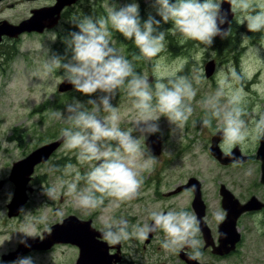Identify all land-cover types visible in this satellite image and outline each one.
<instances>
[{"label": "rangeland", "instance_id": "obj_1", "mask_svg": "<svg viewBox=\"0 0 264 264\" xmlns=\"http://www.w3.org/2000/svg\"><path fill=\"white\" fill-rule=\"evenodd\" d=\"M132 2L139 4L142 21L147 20L150 15L161 20L159 31L166 32L164 49L156 57L146 59L133 40L126 39L109 24L112 46L120 55L131 61L135 71L145 76L151 84L155 83L157 77L166 83L170 77L185 76L191 81L196 95L191 101L193 113L182 127L170 123L162 116L157 122L160 131L145 135V138L141 139L144 155L137 159V165L143 184L138 199L125 203H136V206L140 207L145 195L149 194L147 199H150L154 196L153 192L165 190L189 177H195L204 183L206 200L215 215L218 213V201H215V197L219 184L230 181L237 185L243 177L254 176L259 171V166L250 163L226 167L214 160L209 152L210 137L221 131L223 125L211 117L210 111L203 107L202 101L214 96L221 88L229 94L242 90L241 107L246 112L243 119L249 126L264 114V31L249 32L246 24L240 23L242 13L237 11L233 20L236 24L234 30L226 38L215 37L213 45L207 49L197 41L185 40L179 33L173 35L167 31L172 25L164 24L162 18L156 14L155 0H103L102 9L97 13H91L89 10L85 13L78 8L71 12L68 34L76 27L75 21L85 16L106 19L110 8H118ZM96 3L97 1L90 2L94 7ZM77 31L78 28L74 32ZM225 41L226 46L219 49L216 43L222 44ZM228 44L232 45L231 51ZM71 56L67 42L62 47L56 46L55 35H26L18 42L11 60L0 69V181L4 182L0 194V254L15 248L25 236L21 231L32 235L26 237L36 238L69 214L84 219L95 218L96 223L102 227V216L111 220L115 219L116 213L125 218L124 203L104 213L101 209L78 207L71 196L65 195L66 187H61V182L73 181L77 172L83 176L99 161L81 162L78 159V150L67 149L64 142L47 162L36 167L28 184V187L33 188V192H28V202L20 214L10 217L11 219L7 215L6 206L14 196V184L8 181L14 163L25 159L38 148L59 140L62 138V130L70 127L67 122L55 118L53 113L59 110L67 115L66 106L74 99L86 103L87 100L102 95L97 92L92 97L85 96L74 87L68 92H59V86L66 79L63 69L53 66L49 70L45 65L54 57L67 63ZM211 61L215 62V71L212 76L207 77L205 67ZM132 101L133 98L129 97L125 88L118 90L112 100L113 106L119 108L121 130L131 129L138 119ZM220 103L226 104V97L221 98ZM86 107L91 109L90 105ZM99 115L104 117L107 113L100 112ZM206 117L211 119V127L202 126L201 121ZM133 135L139 138L141 133L137 131ZM150 136L161 137V156L147 149L145 142ZM258 140H248L239 146L248 152L256 146ZM68 165L72 167L66 175L65 169ZM160 171L159 174L164 180L159 186L145 184L150 175L155 176ZM84 186L83 180L78 182V188ZM49 188L54 189L52 198L45 193V189ZM187 199L189 196L184 194L179 197L178 202L184 204ZM108 204L106 199L104 207ZM156 206L157 204L149 203L147 209L156 210ZM58 212H62V215H58ZM134 245L132 242L127 244L126 241V253H131L130 248ZM247 245L251 248L246 250L245 255L234 256L214 264H264V238H258L257 241L256 238H249ZM30 257L33 258L34 264H56L55 260L59 257L63 260L66 258L67 263L73 264L76 253L71 248H62L53 254H34ZM157 257H161V262L165 264H182L176 256V251H165L158 241L150 247L149 258L141 262L159 264L160 262H156ZM202 259L207 260L206 256Z\"/></svg>", "mask_w": 264, "mask_h": 264}, {"label": "clouds", "instance_id": "obj_2", "mask_svg": "<svg viewBox=\"0 0 264 264\" xmlns=\"http://www.w3.org/2000/svg\"><path fill=\"white\" fill-rule=\"evenodd\" d=\"M225 2L231 6L233 15L237 11L242 13L240 23L246 24L249 32L264 31V0H155L154 7L164 24L171 23L172 27L167 31L173 35L179 33L185 40L197 41L209 49L215 37L225 36L230 31V28L225 30L221 27L229 23L227 13L222 11ZM74 24L79 31L70 33L67 41L72 52L70 61L65 63L61 58L54 57L45 67L49 70L53 66L62 68L66 81L85 96L92 97L97 92L102 95L86 103L74 99L66 106L67 115L59 110L53 115L70 125L61 132L65 147L78 150L81 162L99 163L83 176L77 172L73 181H62L60 186L66 187L65 195L71 196L78 207L101 209L107 213L122 203L138 198L143 184L137 165V159L144 155L141 139L160 131L157 122L162 116L182 127L193 113L191 101L196 90L185 76L170 77L166 83L157 77L151 84L135 71L131 61L112 46L109 24L126 39L133 40L146 59L156 57L164 49L166 32L159 31L161 20L150 15L142 21L139 4L132 2L113 7L108 10L106 19L85 16ZM122 88L133 98V107L138 114V119L128 130L119 127V108L112 104ZM225 97L227 103L222 105L220 100ZM242 100V90L229 94L221 88L214 96L202 101L211 117L223 125L221 147L229 149L226 155H231L233 145L264 138V114L252 121L250 127L243 119L246 112L241 107ZM86 105H90L91 109ZM100 112L107 115L101 117ZM211 122L206 117L201 124L211 127ZM137 131L141 133L139 138L133 135ZM240 162L238 158L233 160L234 164ZM71 167L66 166V175ZM81 180L85 186L78 188ZM53 192L54 189H45L50 198ZM106 199L109 204L104 207ZM57 214L62 215V212ZM148 215L152 224L137 222L130 225L123 217L108 220L102 216L105 228L103 238L115 245L132 238L144 241L150 233L162 230L164 239L161 246L165 251L189 248L193 250L190 259L201 257V240L198 239L201 229L196 215L184 209H172L167 213L149 209ZM215 219L222 222L225 215L216 213ZM20 233L32 236L25 231ZM12 264H34V260L30 256L18 257Z\"/></svg>", "mask_w": 264, "mask_h": 264}, {"label": "flooded vegetation", "instance_id": "obj_3", "mask_svg": "<svg viewBox=\"0 0 264 264\" xmlns=\"http://www.w3.org/2000/svg\"><path fill=\"white\" fill-rule=\"evenodd\" d=\"M69 1L70 0H0V69H2L7 64V62L11 60L13 54L15 53L17 44L23 36H43L52 34L56 37V46H64L69 37L68 32L70 27L71 12L78 8L83 10L85 13H87V10L91 11V13H97L102 9L101 2H103V0H78L74 5L70 6ZM91 1H97L95 7L90 4ZM86 5L89 6L85 8ZM18 8L19 10H17ZM234 18L235 15L230 23V31L226 36H228L236 26L235 22H233ZM33 19H35V21L31 23L29 31L19 30V27H21L24 22H29ZM40 28L43 29L42 32L39 31ZM116 32L118 31L116 30ZM226 36L223 38H226ZM226 42L227 41L222 44L216 43L217 47L219 49L224 48V46L227 44ZM214 135L210 137V147L212 145ZM260 141L261 138L258 140L256 146L253 147V149H249L248 152L239 145H235L230 149L231 153L235 149H239L240 155L238 158L241 162L238 164L230 163L228 165H224L220 163V161L212 154H210L215 161L226 167L246 165L250 163H255L259 166V171H257L254 176L243 177L241 182L237 185L230 181L226 183L221 182L219 184L215 201H218V213H223L225 215V219L222 222H218L215 219V215L210 210V205L206 200L204 183L202 180H199L195 177H189L187 180L174 184L172 187L165 190L163 189L161 191L153 192L154 196L150 199H147L149 194L145 195L142 198L143 203L140 207H137L136 203H130L129 205L128 203H124L123 208L125 209L124 211H126L125 219L129 221L130 225L136 224L137 222H140L141 224L145 222L152 224L153 221L149 218L147 209L149 203L157 204L156 210L163 211L165 213L172 209H184L196 215L200 222L199 226L201 231L199 233L198 239L201 240V247L199 250L202 255L198 260L195 261L201 264H214V262L224 261L234 256L242 254L245 255L247 253L246 250L251 248L250 245H247V240L249 238H256V241L258 238H264V181L262 176L263 162L257 157ZM222 143V140L218 143L219 147L224 153H226V151H229V149L222 148ZM145 145L147 147L146 142ZM147 149L149 150L148 147ZM161 155L162 154L160 153L158 156ZM235 158H237V155ZM159 173H161V171L155 176L150 175L148 180L146 182L144 181L145 184L148 186L153 184L159 186L164 180ZM223 189L227 190L232 195L233 199L231 202L224 203ZM1 191L2 189L0 190V194ZM184 194H187L189 199H187L184 204H180L178 199ZM137 199L138 198L134 199L133 201ZM9 204L6 206L8 211L7 215L9 214ZM70 216H75L81 221L91 222V227L93 230H90L89 226L87 228L85 225L79 226L78 224V226L75 224L76 228L74 229H77L79 233H83V238H92V245L96 248V251L97 249L106 250L105 252L108 259L113 258V261H115L117 257H120L121 260L117 264H144L141 262V260L149 258L150 247L155 241L161 243L164 239V233L162 230H160L155 233H150L148 239L141 242L140 240L132 238L122 241L119 244H109L102 235V233L105 231V228L96 223L95 218L88 217L84 219L73 214L67 215L66 218H63L60 223L57 222V224H52L49 230L43 232L41 236L31 239L39 240L35 244L42 243L46 238L51 239L48 235L53 233V227L62 224L64 220ZM114 216L115 219L121 218L120 215H117L116 213ZM232 222H235V228L231 229L230 224ZM87 230H89V235L86 234ZM24 237L22 238L23 241ZM232 240H235L236 242L234 245L231 243ZM21 241L17 243L13 250L8 251L7 253L2 252L0 254V264H12V262L18 257H27L34 254H53L62 248H71L75 251L76 260L73 264H77L80 257L81 249L79 246L63 242L55 243L47 249L43 248L32 250L29 248L30 251L28 250L24 253L21 252L22 254L18 255V251L20 250V246L22 244ZM126 241L127 244H130V242L135 244L134 247L130 248L131 253L129 254L125 251ZM221 250H226L228 252L224 253L223 255L218 254L217 252ZM192 252V249L181 248L176 251V256L180 263L188 264L185 259L192 260L189 258ZM204 256H206L207 260L202 259ZM67 262L68 259L65 258L63 260L61 257L55 260L56 264H69ZM156 262H160L159 264H165L164 262H161V257H157Z\"/></svg>", "mask_w": 264, "mask_h": 264}, {"label": "water", "instance_id": "obj_4", "mask_svg": "<svg viewBox=\"0 0 264 264\" xmlns=\"http://www.w3.org/2000/svg\"><path fill=\"white\" fill-rule=\"evenodd\" d=\"M77 0H70L69 5L75 3ZM222 11L227 13V19L229 23H225L224 25H221L223 29H229L230 23L234 17V15L231 12V6L225 2L222 5ZM35 21V19L24 22L21 27H19L20 31H29L31 23ZM52 27V26H50ZM42 28H40V32H42ZM226 36V35H225ZM218 37H224V36H218ZM206 76L210 77L213 75L215 71V62L211 61L207 64L205 67ZM73 86L66 81V79L62 82V84L59 86V92H68L72 90ZM222 139V133L219 131L216 133L213 137L212 145L210 147V153L220 161V163L224 165H228L230 163H233L234 158L237 155H240L239 149H235L231 155H226L221 148L219 147V141ZM64 142V138H60L59 140L46 144L37 150H35L32 154L28 155L25 159L18 161L14 163L12 167V172L9 176V181L12 182L15 186V192L13 199L11 203L9 204V217H15L20 214L22 209L24 208L25 204L28 202V192L32 193L33 188L28 187L29 182L32 179V175L35 172V169L38 165L45 163L49 160V158L55 153V151L60 147V145ZM147 147L149 150L156 155H159L161 153V147H162V139L159 136H150L147 141ZM233 157V158H232ZM258 159H261L263 162L262 171H263V181H264V138H261L260 146L258 149ZM239 159V158H238ZM4 182H0V190L3 188ZM226 193V194H225ZM228 194V195H227ZM230 195V196H229ZM223 196H224V203H229L232 201L233 197L232 195L225 189H223ZM77 222V223H76ZM75 224L79 226H86L90 228V230H93L91 227L90 221H81L75 216H70L67 219L64 220L62 224L56 225L53 227L52 234L48 235L51 239H44V241L40 244H35L39 240L38 239H31L29 237H24V241L26 243H22L20 246V250L18 251V255L30 251V249H47L48 247H51L55 243H70L72 245L79 246L81 249L80 257L78 259L77 264H117L120 262L121 258L117 257L115 261L112 259H108L106 255V250L104 249H97L92 245L93 241L92 238H83V233H79L77 231ZM232 224V226H231ZM230 224L231 229L235 228V222H232ZM74 225V226H73ZM77 225V226H78ZM229 227V229H230ZM87 235H89V230L86 232ZM55 235V236H53ZM90 239V240H89ZM84 242V243H83ZM44 243V244H43ZM233 245L236 243L235 240L231 242ZM44 246H43V245ZM48 244V245H47ZM37 245V246H36ZM40 245V247H39ZM42 245V246H41ZM47 245V246H46ZM23 248V249H21ZM28 248V249H27ZM30 248V249H29ZM22 252V253H21ZM228 251H219L218 254L223 255ZM185 259V258H184ZM188 264H201L195 260H189L185 259ZM191 262V263H190Z\"/></svg>", "mask_w": 264, "mask_h": 264}, {"label": "trees", "instance_id": "obj_5", "mask_svg": "<svg viewBox=\"0 0 264 264\" xmlns=\"http://www.w3.org/2000/svg\"><path fill=\"white\" fill-rule=\"evenodd\" d=\"M76 29H77V27H74V29L71 31V33L74 32ZM69 35H70V33H69ZM228 49H229V51H231L232 50V45H229V48Z\"/></svg>", "mask_w": 264, "mask_h": 264}]
</instances>
